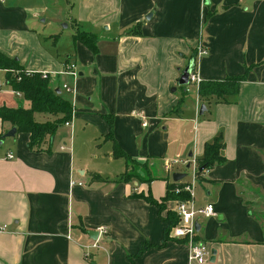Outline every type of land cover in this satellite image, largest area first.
<instances>
[{
  "label": "crops",
  "instance_id": "1",
  "mask_svg": "<svg viewBox=\"0 0 264 264\" xmlns=\"http://www.w3.org/2000/svg\"><path fill=\"white\" fill-rule=\"evenodd\" d=\"M48 8L53 29L44 32ZM75 32L95 38L94 53L73 44ZM198 44L201 82L245 74L225 103L195 101L177 85ZM0 54L18 69H0V107L28 108L7 83L17 71L47 74L72 106L40 151L25 133L0 138V264H196L186 243L164 234L177 199L163 197L172 173L189 181L185 165L215 137L223 161L193 188L194 205L214 210L197 219L204 264H264V0H3ZM69 62L76 77L63 73ZM9 129L0 121V137ZM113 144L136 163L150 160L155 179L120 180ZM93 241L98 248H85Z\"/></svg>",
  "mask_w": 264,
  "mask_h": 264
},
{
  "label": "trees",
  "instance_id": "2",
  "mask_svg": "<svg viewBox=\"0 0 264 264\" xmlns=\"http://www.w3.org/2000/svg\"><path fill=\"white\" fill-rule=\"evenodd\" d=\"M72 42L80 43L91 52H95V38L89 33L75 32L72 35ZM0 69L18 70L14 64L0 54ZM245 78L242 76L228 77L222 81H202L197 88L198 99L207 104L225 103L227 98L235 95L240 82ZM7 83L13 92L19 93L23 100L28 103V108L24 109L16 107L15 109L0 107V121L8 123L10 128H15L16 133H25L28 136L27 148L30 151H40L41 146L47 143L49 138L53 136L57 128L69 121L72 115V106L64 100L60 94H56L54 89L49 86L48 79H42L40 74H27L24 71H17L13 78L7 75ZM182 102V100H180ZM179 101V104H180ZM34 114H42L51 116L53 121L46 120L44 122H36L33 120ZM109 129L111 128L110 121L108 122ZM110 133V132H109ZM109 136V135H108ZM223 148V143L219 137H215L209 143L203 145L202 156L196 161L197 171L196 177H199L205 170L209 169L215 164L223 161L220 151ZM112 156L114 158H121L126 162L134 161L127 158L117 147L113 144ZM202 167L201 171L198 168ZM144 179L139 178L135 174H126L124 171L120 176V180L127 182L135 180L136 182L149 183L155 177L150 170L142 169ZM184 182H167L165 185V195L163 200L177 199L185 200L187 194L184 191L175 192V189L181 188ZM136 197L143 199L146 202L154 204V201L149 197L136 195ZM175 217L166 216L164 234H169L171 226L175 223ZM141 245L138 253L144 248Z\"/></svg>",
  "mask_w": 264,
  "mask_h": 264
},
{
  "label": "built area",
  "instance_id": "3",
  "mask_svg": "<svg viewBox=\"0 0 264 264\" xmlns=\"http://www.w3.org/2000/svg\"><path fill=\"white\" fill-rule=\"evenodd\" d=\"M3 0H0V2ZM206 54L205 49L201 44H198L195 48L194 59H192V68L187 76V83L185 85L184 92L186 94L193 93L195 96V101H197V87L201 82L200 78L197 76L195 72V66L199 59ZM63 73L69 75L71 77H76V67L73 62L65 63L63 65ZM31 74V73H27ZM42 79L47 78V74L40 73ZM1 87V84H0ZM61 90L65 93H72V89L63 84L61 86ZM135 118L141 120V126L145 127L146 122L144 121L142 113H133ZM67 126V123H64ZM7 158H11V154L6 155ZM173 164V162H171ZM169 163H165L164 169L168 170ZM188 172H189V181L184 183L181 188H176L175 192L184 191L187 194V198L185 200H176L173 205V215L175 217V223L171 226L169 235L171 238L176 240H182L187 245V261L195 262L196 264H204L207 262L208 251L204 248L203 245L196 241V230L195 224L197 223V219L201 218H209L214 215L213 206L211 204H205L202 207H197L193 202V188L196 181V171L197 166L196 163L192 160L187 162ZM70 185L80 186L81 183L78 182H70ZM105 231L104 228L98 229V234H103ZM85 248H98L96 241H93L89 246Z\"/></svg>",
  "mask_w": 264,
  "mask_h": 264
},
{
  "label": "rangeland",
  "instance_id": "4",
  "mask_svg": "<svg viewBox=\"0 0 264 264\" xmlns=\"http://www.w3.org/2000/svg\"><path fill=\"white\" fill-rule=\"evenodd\" d=\"M51 12H52V10L48 8V10H46L42 14L43 16L41 18H39V21H42L43 20V22L42 23H38V25H39L38 27H39V29L42 28L41 30H43L44 32L52 31V29H53L52 28V25H51V23H52V16L53 15L51 14ZM64 26H66V24L65 23H61V25L59 27L60 28H64ZM66 32L67 31L65 29H63V33H66ZM60 42L62 43V41H60ZM57 45H58V50L59 51H64L65 49H67L66 46H62L61 44H57ZM56 49H57V46H56ZM60 55L63 56L62 54H60ZM192 62H193L192 59H189L186 65H188V64H190ZM13 75H11V76L9 75L10 78H13ZM0 83H2V84L4 83L3 78H2V74H0ZM178 87L183 88V92H184L185 85L184 86H178ZM3 89H6V87L3 86ZM177 92H179V90ZM184 94H185L184 96H187V97H189V96L191 97L192 96V93L186 94L184 92ZM49 117L50 118H47L48 120H51V121L54 120L53 117H51V116H49ZM44 145H46V143H44L42 146H44ZM42 146H41V149L43 148ZM176 163L177 162H174L173 164H176ZM149 164H150V160H144V161H142L140 163H136V162L135 163L126 162V166H125V170L124 171L126 172V174H135L139 178L144 179L145 177H144V174L142 173V171H143L142 169L146 168L147 170H150L151 168L149 167ZM150 172H151V170H150ZM187 176H188V178H186V179H189V172H188V175ZM198 178L199 177H196V180Z\"/></svg>",
  "mask_w": 264,
  "mask_h": 264
},
{
  "label": "water",
  "instance_id": "5",
  "mask_svg": "<svg viewBox=\"0 0 264 264\" xmlns=\"http://www.w3.org/2000/svg\"><path fill=\"white\" fill-rule=\"evenodd\" d=\"M191 68H192V63L186 65L185 68L181 71L180 76L177 79V85L178 86H184V85H186V83H187V76H188ZM171 91H174V88H172ZM54 92L56 94H59V90H57V89ZM203 110H204L203 105H200L199 106V109H198V115L202 114ZM15 132H16L15 131V128L12 127L9 130H7L4 134H2L0 138L2 140L4 138L12 137L15 134ZM185 168L187 169L188 168V165H185ZM201 170H202V167L198 168V171H201ZM184 176H185V174L172 173L170 175V179H171L172 182H177V181L181 180L182 178H184ZM195 230H196V232L198 231V225H197V223L195 224ZM86 234L92 240H94L96 238V232L87 231ZM211 259L212 258H210V261H211Z\"/></svg>",
  "mask_w": 264,
  "mask_h": 264
}]
</instances>
